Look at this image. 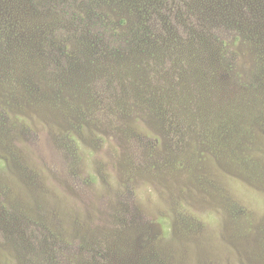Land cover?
Here are the masks:
<instances>
[{"label":"rangeland","instance_id":"374dc122","mask_svg":"<svg viewBox=\"0 0 264 264\" xmlns=\"http://www.w3.org/2000/svg\"><path fill=\"white\" fill-rule=\"evenodd\" d=\"M263 1L147 0L153 23L145 0H68L63 19L49 12L58 0H0V28L11 11L26 37L0 34V264H264ZM95 42L110 54L92 57ZM197 48L202 114L156 116L139 82L134 101L118 84L110 106L91 107L96 68L166 59L189 76ZM62 50L85 60L57 73L48 58Z\"/></svg>","mask_w":264,"mask_h":264},{"label":"trees","instance_id":"16d2710c","mask_svg":"<svg viewBox=\"0 0 264 264\" xmlns=\"http://www.w3.org/2000/svg\"><path fill=\"white\" fill-rule=\"evenodd\" d=\"M58 1H59V5H56V7H54L49 12L55 15H58L60 19H63L62 15L66 16L67 13L69 12V8L67 7L68 0H58ZM176 1H179V0H176ZM183 1H186V0H180V2H183ZM61 4L64 7H62ZM136 6H138V3ZM140 6L142 10H145L143 12L144 13L143 21L149 22L148 20L151 19L150 20L151 22L153 21V23H156L157 19L154 18V16L157 11L154 10V6L151 5L150 7H147L148 6L147 0L141 3ZM161 9H164V6H162ZM32 10H33L32 12H34L33 8ZM60 11L63 13L61 14ZM18 13L26 16L27 10H24L23 8H19ZM18 17H20L22 21L25 18V17L22 18L21 15H19ZM160 17H161V19H159L160 22L159 21L158 22L160 24L166 25L165 22H167L168 18L161 16V14H160ZM15 19L16 17L14 16V13L9 11L7 13V17L4 19V21L7 22V24L0 28V34H3L4 37H6L8 34L10 36H14V37L19 36V38L25 39L26 37L20 34L21 27L17 25L18 22H16V24L14 23ZM34 19L37 20L36 17H34ZM55 26L57 25L56 24L52 25L51 28L52 27L54 28H52L47 33V35H45V37L39 40V41L42 40V43H40V46H45L49 38H51V36H53L55 33L58 32L57 27ZM31 27H33V29H38V26L33 23H31ZM150 32H152V28L144 32V34L141 37L145 39L154 37L155 35ZM144 42L145 40L142 43ZM90 48L92 50L91 51L92 57H97L100 55L108 56L107 54H110L111 52L110 51L111 48H109L108 42L106 43V45L101 44L100 47L95 42V43H92ZM144 49L145 47L142 49V51H144ZM39 50L37 51V55H42V53L39 52ZM132 52H135V49L132 50ZM202 52H203L202 48H197L192 51L191 55H188V60H187L186 65H187V69L190 72L189 76H187V72L184 69H182L181 74H180V69H178V72L175 73L176 67H174V72L172 73L171 71L172 67L166 64L167 63L166 59L163 62H158L157 67L155 66L154 69H152L153 72L142 71V65L138 63L136 64L133 63L132 65H130L132 67L117 68L116 66L110 65V67L107 69L106 67L103 66L104 70H102L101 68L100 69L96 68V70L92 72L93 73L92 76L85 83L86 87L91 91L90 92V95H91L90 102L92 100L91 107L95 109L98 105L99 109H101V103H103V107L106 106L107 108L108 106H110L111 105L110 102H113V99L118 97L116 93L118 91L116 88L118 84L123 86L125 89L127 87V89L130 92L128 100L132 99V101H134V92L139 91L138 89L136 90L135 87L139 82V84L141 85L140 87H144V89L142 90L147 92V93H141V92L139 93L140 94L139 101L140 103L146 104L147 106H149L151 110L154 109L155 112L157 113L155 114L156 116H159V114H161L162 117L166 116L165 112L160 110L161 108H163V106L165 107L166 111H169V109L167 108L171 106H175L178 109H180L178 112H174V111L172 112V115H174L175 117L184 116V111L187 110L188 112L190 110L188 108L192 105L196 109V111H198L199 114H202V112L199 111L198 108H196V106L201 105L197 101L198 99L196 97V94L200 93L201 82L205 76L203 73V71L205 70L201 69L202 60L199 57ZM33 54L35 55V53ZM59 55L64 60L63 62L56 61V57H54V59L47 57L51 61V63L48 64L47 66L55 70V72L57 73L62 72L65 69L64 65L66 66L67 70H69L70 68L71 70H73L76 65H79L78 64L79 62L85 60V59H81V57L77 58L76 56L71 55V54L67 55L65 54L63 50ZM259 59L261 60L259 62L264 61V50L259 56ZM70 61H73L74 63L69 64ZM31 62H32L31 66L33 67V69L30 70V72L34 74L35 71H38V69L42 66H38L35 58L32 59ZM18 66L20 67V65ZM14 67L15 69L10 71L11 75L9 77V83H8L11 89H13L14 88L13 86H15L17 83H21L23 81V79L20 81H17V77H16L17 73L15 71L19 68L15 64H14ZM20 73L23 77H25V80L27 83L30 78V75H28L29 70H26V72L24 70H21ZM117 75L123 76V78L117 77ZM211 78L213 79L212 76ZM213 80H216V79H213ZM202 90H204L203 87H202ZM43 99L47 101L48 103L54 101L52 97L51 98L44 97ZM132 101L131 102L127 101V103H132ZM115 106L118 107V104H116ZM181 106H183V109H181ZM187 106L188 108H186ZM114 114L115 113L113 110H106V111L104 110L102 111L101 118H109L110 116ZM186 114L188 118H191L194 116L193 113L188 112ZM217 121L218 119L214 120L209 125L202 124V126L203 125L206 126L203 132L207 131L208 133H210V132L216 131L218 133L219 130H221L223 124H221V122L218 124L216 123ZM175 165L177 168H179L182 166V163L181 161H177Z\"/></svg>","mask_w":264,"mask_h":264}]
</instances>
